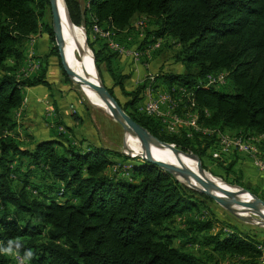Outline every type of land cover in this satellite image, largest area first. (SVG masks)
<instances>
[{
  "label": "trees",
  "instance_id": "16d2710c",
  "mask_svg": "<svg viewBox=\"0 0 264 264\" xmlns=\"http://www.w3.org/2000/svg\"><path fill=\"white\" fill-rule=\"evenodd\" d=\"M64 2L72 24L85 28L99 74L105 64L115 78L109 69L113 55L95 50L92 25L120 34L132 30L141 17L152 22V29L144 27L139 48L173 40L180 47L175 60L187 70L196 69L195 73L163 74L161 85L155 84L162 91L171 93L177 86L189 93L190 97L180 98L179 105L189 108L191 102V111L197 108L200 129L212 132L198 141L185 133L161 135L157 120L130 112L149 83L147 77L124 93L132 97L124 105L108 89L123 111L155 138L194 152L206 170L203 160H210L208 151L218 143V134L264 136V0H84L82 9L77 0ZM35 36L45 37L48 46L40 60L32 56L40 74L18 77ZM52 57L69 82L55 45L48 0H0V205L7 203L14 209L13 217H0V247L10 240L23 245L19 254H10L15 264L28 249L33 256L22 260L24 264H219L217 256L245 257L248 264H259L258 247L264 245V233H244L225 221L219 233L212 234L213 220H203L199 207L208 208L206 203L212 199L185 188L155 165L142 161L133 166L130 173L136 183L131 184L104 173L109 159L101 147L83 153L57 137L24 148L14 137L17 112L24 105L26 88L46 84L43 62ZM216 73H226L232 93L198 87V82ZM77 114L76 110L74 121L80 120ZM61 126L72 134L66 123ZM15 157L41 166L47 179L61 183L62 196L73 199L48 202L45 196L30 198L25 185L14 189L11 162ZM223 162H212L220 170L215 176L251 192L234 174L235 160ZM196 196L202 202L194 201ZM177 217L183 219L181 226L172 227ZM0 264L13 262L0 253Z\"/></svg>",
  "mask_w": 264,
  "mask_h": 264
},
{
  "label": "rangeland",
  "instance_id": "374dc122",
  "mask_svg": "<svg viewBox=\"0 0 264 264\" xmlns=\"http://www.w3.org/2000/svg\"><path fill=\"white\" fill-rule=\"evenodd\" d=\"M77 1L79 3L80 8L82 9L85 6L84 0H77ZM141 20H145L144 24H145V27L147 26L146 30L149 29L151 31L152 27L150 28L149 25H151L152 22L149 21V19H146L145 17H141V18H138L137 20H135L134 26H136L139 22H141ZM50 22L52 25L51 19H50ZM93 27H99V26L94 23L92 25V28ZM75 28L79 31V33L81 35L84 36V34H85V37H86L85 28L83 26H80V27L75 26ZM142 28H143L142 30L145 29L144 27H142ZM139 30H140V27H139ZM64 44H65V40H64ZM75 44L76 43L72 40V38L69 37L66 40L65 47H68L67 48L68 51L74 56V58L77 61H79L81 64H83L87 67H90L88 65V61H87V58L85 57L84 51ZM29 45H30V43H29ZM84 46H85V44H84ZM141 47L142 48H139L138 46H136L135 48L141 50V49L146 48V47H154V50L151 51V53H150L151 56L148 59V61H142L141 64L143 65V67L145 69H149L150 63L152 64L154 61L156 63V66H155L153 72L151 70L149 71L151 73L149 75H151L152 77H148V75L146 76L148 79V82H149V83H147V87L152 85L154 87V90H155L154 93L156 95H158L162 91L161 88H157V85H161L159 82H160V77H162L163 74L164 75L165 74H171V73H173V74H187V73H195L196 72L195 68L191 67L190 69L187 70L184 65H182L181 63H179L175 60L174 57L179 52L180 47L178 45H176L173 40L157 41L153 44H145L144 46H141ZM86 49H87L86 51H88L89 57L91 59V64H92V62H93L92 58L94 59L93 50L90 49L89 47ZM113 54H118L120 56L127 57L123 54L121 55V54L114 52V51H113ZM127 58H129V57H127ZM155 58H156V60H155ZM30 60H32V59H29L26 62L25 66H23V69L21 67L19 68V73H18L19 76L18 77H20L22 70L24 72L27 69ZM137 62H139V61H137ZM57 63H59V61ZM109 69L115 78H113V77L111 78L110 73L108 72L107 68L105 67V64L102 68V72L100 74L98 72L99 78L102 81L105 89L107 91H108V89L111 90L114 97L117 98L118 101L122 105H124L128 101H130L132 98V97L126 96V94H124V93L130 92L132 89H134L135 87L140 85L142 83V81L133 77L132 74L127 75V78L124 80L118 79V77H120L122 74H121V72H119V71L115 70V68H113L112 62L110 63ZM24 74H22V75L24 76ZM220 74L226 76V73H220ZM26 75L29 76L32 74L29 72V73H26ZM123 76H125V75H123ZM67 83L69 84V86L71 87L73 92L75 93L80 104L83 105L85 108L89 109L90 111H93V113L95 114L94 115L95 120H93V129H94L96 136H97V138H96V141L98 142L97 145H98V147H101L107 151L106 156L109 159V165L105 169L104 173L106 175L114 176L119 180L126 181V182L131 183V184L136 183V180L131 176L130 170L133 166L140 165V163L142 161L146 162L145 159L143 160V158H132V157H130V155H128L126 153L125 135H124L125 133L122 129V126L116 121V119L111 114H109L103 110L98 109L86 97V95L82 92V90L79 88V86L77 84H75L71 80ZM155 83H157V85ZM205 83H206V81L204 78L202 81L198 82L197 85H198V87H201V88H209V87L211 88L212 87L221 93H232L233 92V87H232L231 83L229 81H227V79H225L224 83H222L220 85L213 84L211 86L206 87ZM178 89L179 88L177 86L172 87L171 93L168 92V90L167 91L165 90V97H164L165 107H171V109H178L177 113L180 115L183 113H185V115H192V126H194L193 137L194 136H195L194 138L197 137L196 141H198V139H200V138H205V136L206 137L209 136V135H206V133H212L210 130L200 129V127L198 126L197 108H195L194 112H192L191 109L194 108V106L191 104V102H190L189 108H186L184 106V103L179 105L178 102H180V101L176 100V98H179V95L177 94ZM144 92H145V90L140 95L141 97L139 98V100L135 104L134 108L132 110H130V112H133L134 115H136L138 117L147 116V117L153 118V113H144L142 111L143 102H144V100H143ZM188 97H190V95H188ZM74 110L76 111V107H73L71 109V112L73 111V113H74ZM203 111H204V115L208 116V112L206 110H203ZM17 123H18V128L21 127L23 129L22 130L20 129L19 131H17V134H14V137L20 141L21 145L24 148H31L38 141H43V140L48 139V138H46V139L42 138L43 139L42 140L40 137L39 139L34 141L33 140L34 137L30 138V137L26 136L27 135L26 133H24L26 131V127H24V123L21 121H18ZM159 128L161 130L159 129L160 131H158V132L161 135H164V136L179 135L176 133H166L164 131V128L162 129V127L160 125H159ZM16 130H17V128H16ZM199 132L202 133V135L199 136L198 135V134H200ZM222 136L225 138H228V140H232V141H241L244 138V137H240V136H238V137L231 136L228 133H224V134H222ZM250 137L252 139H250L251 141H250V147H249V154L255 155V156H264V154L260 150L261 141H264L263 137H261L260 135L250 136ZM200 144H201V148H202L204 143L201 142ZM123 145H124V147H123ZM201 148L199 145V147L197 149L200 150ZM197 149H194L192 147L193 151H196ZM58 150L61 151L60 148H58ZM80 151H82V150H80ZM165 152L168 155L175 156L172 152L167 151L166 149H165ZM211 152H212V150L208 151V154H209L211 161L209 159H207V160L204 159L203 163H204V166L206 168V171L209 172L212 176L217 177L215 175H218L220 173L219 172L220 170H218L217 168H215L214 166L211 165L213 161H216L212 158ZM187 153L195 154L194 152H192L190 150H188ZM145 154L151 155L149 151H147ZM235 154H238V153H235ZM126 158H127V160H126ZM153 161H155V160H153ZM11 165H12V171L14 172L13 175L15 177L14 182H12V187L14 189L18 190L22 186L25 185L24 186L25 191L28 193V196L30 198H36V197L41 198V197L45 196V199H47L48 202L53 201V202H57V203L73 199L70 196H67V197L62 196V185H61V183L53 182L51 179H47L44 172H43L42 167L32 165L30 163L29 159L23 158L22 160H19V158L15 157L12 160ZM213 180L217 181L215 179H213ZM225 183L230 185L227 182H225ZM185 184H187V183H185ZM243 185L245 186V184H243ZM184 187L187 188L186 186H184ZM187 189H189V188H187ZM189 190H191V189H189ZM250 190H251V192L248 190L247 191L250 192L251 194L263 199L262 195L264 194V192L259 193L258 190H256V189H250ZM33 191H36L38 196H34ZM191 191L196 192L194 190H191ZM196 193H198V192H196ZM254 193H256V194H254ZM199 194H201V193H199ZM194 201H197L200 203V202H202V198H200L199 196H196L194 198ZM206 204H207L208 208L203 207V204L199 205V207H200L201 212H202V216H203L202 219L203 220H209V219L213 220L212 221L213 226L211 229L212 234L219 233V231L222 229L221 224H222V222H225V221H227L232 226H234L235 228H237L238 230H240L244 233H248V232L249 233H251V232L252 233H258V234L264 233V226H260L257 224V220H260L259 217H254V216H251L250 214H248V216L246 215L244 217H240L234 213L233 209L227 211L224 208H222L221 206H219L214 201L213 202L209 201ZM209 210L212 211L213 215H211L209 213ZM7 215L13 217L14 209L11 206L7 205V203L1 204L0 205V217L7 216ZM211 216H215L216 219H214L213 217L211 218ZM181 218L182 217H177L173 221L172 227H177V228L180 227L181 223L183 221V219H181ZM261 223L264 225V220H261ZM223 231L225 233L231 232L230 229H223ZM258 249L261 251V257L259 259H261V258L264 259L263 245H260L258 247ZM6 255L8 257H11L13 264H15V262H16L15 258L10 254H6ZM216 258L219 260V264H248L250 262V260L245 258V257H237V256L236 257L227 256V257L222 258V259L220 258V256H217ZM259 259L256 262L259 263ZM14 260H15V262H14ZM17 262H18L17 264H24V262L19 258L17 259Z\"/></svg>",
  "mask_w": 264,
  "mask_h": 264
},
{
  "label": "crops",
  "instance_id": "0c3cea01",
  "mask_svg": "<svg viewBox=\"0 0 264 264\" xmlns=\"http://www.w3.org/2000/svg\"><path fill=\"white\" fill-rule=\"evenodd\" d=\"M100 29L104 33H108V36L103 37L92 32L91 39L94 41V48L96 51L102 50L105 55L108 53L113 55L111 62L115 70L125 76L132 74L133 77L141 81L151 74L150 70L153 72L156 66L155 61L149 64V69H145L141 62H137L130 57L113 54V50L109 46L111 42H114L126 49H136L135 47L140 44L143 37L142 29H136L133 25L132 30L120 34L104 30V27H100ZM47 52L46 38L35 36L27 48L26 57L28 60L32 59V56L41 59V56H45ZM43 64H45L42 70L46 71V84L26 88L24 91V105L17 112V122H23L24 127H26L24 133L30 138L34 137V141L40 137L41 139L61 137L69 144L77 145L83 153L98 147L97 136L93 129L95 114L80 104L75 93L65 81L57 61L53 57L49 58L48 63L43 62ZM30 73L32 74L30 76L39 75L40 71L37 69ZM73 107H76L79 121L73 120V114L75 113V110L74 113L73 111L71 112ZM62 123H66L67 126L72 128V134L66 130L64 134L60 135L58 133V128L62 127ZM20 129L22 130L23 128L17 127V130H14V134H17ZM261 137L264 139V136ZM260 150L264 154V141H261ZM233 160H235L233 172L237 177L241 178V182L247 188L256 189L259 193L264 192V173L257 171L251 159L246 154L238 153L223 160V163H229ZM259 264H264L263 258L259 259Z\"/></svg>",
  "mask_w": 264,
  "mask_h": 264
},
{
  "label": "water",
  "instance_id": "95a60500",
  "mask_svg": "<svg viewBox=\"0 0 264 264\" xmlns=\"http://www.w3.org/2000/svg\"><path fill=\"white\" fill-rule=\"evenodd\" d=\"M48 3H49L50 19L52 21V30H53V33H54L55 44H56L57 49H58V55H59V58H60V64H61V67H62L63 71L67 75V77L71 80L70 72H69V70L67 68V65H66V62L64 60V53H63V49H62V37H61V33H60L59 16H58L57 11H56L55 6H54V0H48ZM67 16H68V19H69V15L68 14H67ZM69 22H70L71 25H73L70 19H69ZM83 37H84L85 47L88 48L85 34H84ZM92 61H93L92 62L93 69H94L95 72L98 73L93 58H92ZM88 79H91V78H90L89 74H86L85 78H78V81L82 85L87 87L95 95H97L100 98V100L109 103L112 106V108L116 111L118 117L125 124H127L129 127H131L135 132H137L141 136V138L143 140V144L145 146V151L146 152H147L151 142L157 141L164 149H166L167 151L172 152L177 157H181L183 155H187L188 154L187 156H189V157L194 159L200 178L197 177L194 173H192L191 171H189L186 168H177V167H175L173 165H169L167 163L145 159V161L147 163L155 165L156 167L161 169L163 172L168 173L175 180H177L179 183L183 184L187 188H189L191 190H194V191H196L198 193H201L203 195H206L207 197L211 198L214 202H216L219 206H221L222 208H224L227 211L231 210V209H234V208H237V207H239L241 205H259V206L264 208V201L262 199H260L259 197L251 194L250 192H248L245 189H242L241 187L228 185L225 182H223L220 178L212 176L209 172H207L202 167L201 160H200V158L197 155H195L193 153L184 152L183 150L177 148L173 144H168V143L162 142V141L158 140L157 138H155L152 134H150L147 131V129H145L144 127L139 125L137 122L132 120L129 117V115H127L123 111V109L117 103L115 98L105 89V87H104L102 81L100 80V78L96 79L97 80V85L90 83L88 81ZM123 147H124V145H123ZM182 177L185 178V182L187 184H185L184 181L182 182L179 179V178H182ZM209 178L210 179H215L219 183H223V185L230 186V188H236L240 192L245 193L243 195H248L250 197H247L244 200L239 199L237 197L239 195V193L235 194V193H232V192L225 191L222 188H220L217 184H214V182L211 181Z\"/></svg>",
  "mask_w": 264,
  "mask_h": 264
},
{
  "label": "bare ground",
  "instance_id": "6f19581e",
  "mask_svg": "<svg viewBox=\"0 0 264 264\" xmlns=\"http://www.w3.org/2000/svg\"><path fill=\"white\" fill-rule=\"evenodd\" d=\"M54 6L59 16L64 60L70 72L71 80L79 86V88L86 95V97L98 109L111 114L116 119V121L122 126V129L125 133L124 135H125L126 153L130 155V157L132 158H143L152 161L155 160V161L167 163L169 165H173L177 168H186L200 178L197 171L196 163L193 158L187 155L181 157L168 155L166 154L165 149L157 141L151 142L147 150L150 152L151 155L145 154L146 153L145 146L143 144V140L141 136L118 117L116 111L112 108V106L109 103L100 100V98L97 95H95L87 87H85L78 81V78H85L86 74H89L91 79H88V81L92 84L97 85L96 79H99V75L93 69V65L91 64V59L89 57L88 51H86L87 49L84 46L83 35H81L79 31L75 28V26L71 25L69 22L64 0H54ZM69 37L72 38V40L76 43L75 45H77L79 48H81L84 51L85 57L87 58L88 65L90 67H87L81 64L79 61H77L74 58V56L68 51L67 49L68 47H65L66 40ZM64 40H65V44H64ZM250 139L252 138H249V140ZM179 179L185 182V178L182 177ZM210 180L213 181L214 184H217L220 188H222L225 191L232 192L235 194L239 193V195L237 196L239 199L244 200L247 197H250L248 195H243L245 193L240 192L236 188H230V186L223 185V183L221 184L217 181H214L213 179ZM233 211L236 215L240 217H244L246 215L248 216V214L254 217H259L260 220H257V224L260 226H264L262 224L263 222L261 223V220H264V208L259 205H241L237 208H234Z\"/></svg>",
  "mask_w": 264,
  "mask_h": 264
},
{
  "label": "built area",
  "instance_id": "2783aa9c",
  "mask_svg": "<svg viewBox=\"0 0 264 264\" xmlns=\"http://www.w3.org/2000/svg\"><path fill=\"white\" fill-rule=\"evenodd\" d=\"M145 20H141L135 27L136 29H142L145 27L144 24ZM92 32L98 34L100 36H108V33H104L100 27H93ZM111 50L123 54L127 57L135 61H148L150 58L151 51L154 50V47H146L141 50L139 49H126L123 46L118 45L117 43L111 42L110 43ZM38 63L31 61L28 64L27 69L21 74H24L25 77L26 73L32 72L33 70L38 69ZM152 77L151 75H149ZM226 76L216 73V74H209L205 77V86H211L213 84L220 85L224 83ZM154 87L152 85L145 88V92L143 94V107L142 111L144 113H153V119L157 120L166 133H176L181 134L185 133L187 137H192L194 133V126H192V115H185L178 114L175 112L176 109H171V107H165L164 105V97H165V90L161 91L158 95L154 93ZM177 94L180 96L176 98V100L181 101V97L184 95H189L185 89H178ZM58 132L60 134H64L65 130L62 127L58 128ZM212 133H206V135H211ZM218 143L216 144L215 148L212 150V158L214 160H225L231 155L235 153H243L246 154L251 161L253 162L254 166L256 167L257 171L260 173H264V156H255L249 154V147H250V140L248 137L243 138L241 141H232L228 140L222 136V134L217 135ZM232 153V154H231ZM264 249V245H263Z\"/></svg>",
  "mask_w": 264,
  "mask_h": 264
},
{
  "label": "clouds",
  "instance_id": "9594fccd",
  "mask_svg": "<svg viewBox=\"0 0 264 264\" xmlns=\"http://www.w3.org/2000/svg\"><path fill=\"white\" fill-rule=\"evenodd\" d=\"M23 245L19 241H12L10 240L8 244L4 247H0V253L5 254H19L20 250L22 249ZM33 256V252L31 249L24 251L22 260H30Z\"/></svg>",
  "mask_w": 264,
  "mask_h": 264
}]
</instances>
